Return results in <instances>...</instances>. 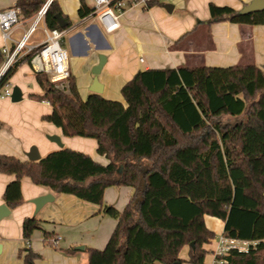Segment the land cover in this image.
Segmentation results:
<instances>
[{"label": "trees", "instance_id": "1", "mask_svg": "<svg viewBox=\"0 0 264 264\" xmlns=\"http://www.w3.org/2000/svg\"><path fill=\"white\" fill-rule=\"evenodd\" d=\"M44 1L17 0L15 6L29 18ZM155 4L159 1L149 0L147 6ZM208 6L207 24L264 25V9L239 13ZM77 9L79 18L93 10L84 0ZM57 13L65 27L58 25ZM43 21L50 29L71 27L57 0ZM32 52L4 73L0 87ZM3 59L0 49V63ZM34 75L43 94L31 97L52 106L42 120L64 136L94 138L96 153L108 163L69 147L35 161L0 154V172L15 176L3 193L7 207L23 202V177L98 204L116 224L104 247L85 248L87 264H181L184 246L188 263L205 264L204 245L215 237L206 227L207 215L223 222L222 235L256 243L247 251L229 250L226 264H264V64L139 69L121 86L123 103L94 92L82 99L72 75L68 92L57 90L46 74ZM109 186L133 187L122 211L103 202ZM38 228L34 215L24 218L26 244ZM19 256L17 264H42L28 246Z\"/></svg>", "mask_w": 264, "mask_h": 264}, {"label": "crops", "instance_id": "2", "mask_svg": "<svg viewBox=\"0 0 264 264\" xmlns=\"http://www.w3.org/2000/svg\"><path fill=\"white\" fill-rule=\"evenodd\" d=\"M16 1L0 0V9L15 6ZM57 1L71 24L66 48L69 73L75 78L77 87L83 79L82 86L88 88L93 79L90 68L98 63V56L102 54L106 60L98 80L103 89L101 95L106 99L123 103L121 86L139 69L264 64V25L206 22L210 17L209 3L240 10L250 0H158L159 4L147 9L138 3L127 4L119 17L120 28L106 34L91 18L78 17L80 0ZM84 2L87 5L89 0ZM164 4H171L172 11L166 12L162 7ZM88 7L92 8V5ZM30 23L31 17L21 16L20 23L12 29L10 40L4 41L0 33V49L2 46L11 49ZM34 33L28 42L37 47L43 35L33 37ZM182 35L181 40L176 42ZM23 55L25 52L20 53L18 58ZM79 74L84 77L79 78ZM8 87L11 91L13 87L19 88L20 100L13 102L11 95L0 98V154L27 160L25 153L35 145L39 155L44 157L48 152L60 149L46 137L56 135L63 147L69 145V148L89 154L103 165L108 163L105 156L96 153L97 142L94 138L64 136L61 128L42 120L43 115L52 111V106L45 100L38 101L31 97V94L41 95L43 92L29 61L16 67ZM14 179V175L0 172V204H5V187ZM133 191L130 186H109L103 193V202L122 211ZM47 193L52 195V200L34 213L35 205L31 199ZM21 194L23 202L13 209L8 207V215L0 219V264L20 263L19 251L24 246L39 254L42 264H87L85 248L104 247L116 224V219L102 213L98 204L70 194L56 193L49 187L32 183L28 177L21 179ZM30 215L39 220V228L32 232L26 244L22 238L21 224ZM205 224L215 232V237L204 245L208 249L204 263L212 264L216 240L223 233V222L207 215ZM55 235L59 239L56 245H52L51 239ZM79 245L83 248L76 250L75 247ZM188 250L187 246L182 247L179 253L183 260L181 264H190L187 262Z\"/></svg>", "mask_w": 264, "mask_h": 264}, {"label": "built area", "instance_id": "3", "mask_svg": "<svg viewBox=\"0 0 264 264\" xmlns=\"http://www.w3.org/2000/svg\"><path fill=\"white\" fill-rule=\"evenodd\" d=\"M53 0H45L37 13L31 17V23L25 33L22 34L20 39L15 42L14 46L10 49L2 46L1 50L4 53V59L0 63V80L4 73L11 68L20 53L33 51L30 56V66L33 73L46 74L50 82L53 83L57 90L68 92L69 86V58L68 52L63 46V38L69 31V28H48L42 24L43 39L39 46H31L28 42L29 37L34 33L38 24L43 22L47 8ZM92 12L88 17L106 34L117 31L121 24L119 17L121 11L127 4H140L144 9L149 8L147 3L149 0H92ZM21 11L16 6L0 9V33L4 41L11 39V32L13 27L18 25L21 21ZM143 58L140 57V61ZM0 98L10 97L11 90L8 87V82L0 87ZM59 237L53 236L51 244L56 245ZM255 242H250L242 239L228 238L221 235L217 238L215 249L213 251L212 264H226L224 256L229 250L235 249L238 252L247 251L249 247H255Z\"/></svg>", "mask_w": 264, "mask_h": 264}, {"label": "water", "instance_id": "4", "mask_svg": "<svg viewBox=\"0 0 264 264\" xmlns=\"http://www.w3.org/2000/svg\"><path fill=\"white\" fill-rule=\"evenodd\" d=\"M162 7L168 13L171 12L173 9L171 4H164ZM260 9H264V0H250V2L248 4L243 6L238 11H239V13H249L250 11L260 10ZM55 18H56L59 26H61V27L66 26V22L62 19V17L60 16L59 13H57ZM98 57H99L98 63L95 64L91 69V73H93V79H92L91 84H90L88 89L90 90V92L101 94L103 89H102L101 83L98 80V75H99V72H100L102 66L105 63L106 58L102 54H100ZM11 100L13 102L20 100V90L18 87H13L12 92H11ZM46 137L50 141L55 142L59 148L63 147V143L58 136L47 135ZM25 155L27 156V160L29 159V160L35 161V160H39L41 158V155H39L38 149L35 145L30 146L28 151L25 153ZM52 198L53 197L50 193L32 198L31 202L34 203V205H35L34 213H36L38 210H40L45 205L46 202L51 201ZM8 213H9V208L5 204H0V219L7 216ZM82 248H83L82 245L75 247L76 250H79ZM0 249H1V245H0Z\"/></svg>", "mask_w": 264, "mask_h": 264}, {"label": "rangeland", "instance_id": "5", "mask_svg": "<svg viewBox=\"0 0 264 264\" xmlns=\"http://www.w3.org/2000/svg\"><path fill=\"white\" fill-rule=\"evenodd\" d=\"M87 5L89 6V5H93V1L91 0H89V2H87ZM42 28H43V26H42V22L41 23H39L38 24V28H37V31L34 33V36L33 37H36V36H38V35H41L42 34ZM69 35H70V33H67V34H65V36H64V43H63V46L65 47V49L67 48L68 49V43H69V41H68V37H69ZM105 36V38L107 37V35H104ZM63 42V41H62ZM145 64V63H144ZM144 64H142V65H144ZM91 69L92 68H90V73H91ZM92 75H93V73H91ZM81 76H83L84 77V75H81V74H79L78 75V77L80 78ZM83 79L81 80V83H80V85L77 87V90H79V93H80V96L83 98V99H85L86 98V94L85 93H89L88 92V88L86 87H84V86H82V84H83ZM0 91H2V89L0 90ZM85 94V95H84ZM84 96V97H83ZM235 120V119H234ZM232 121H233V119H232ZM71 138V137H70ZM69 145H67V147H68ZM65 147V146H64Z\"/></svg>", "mask_w": 264, "mask_h": 264}]
</instances>
